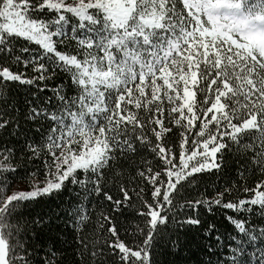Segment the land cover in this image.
<instances>
[{"label": "snow or ice", "instance_id": "6c2138e0", "mask_svg": "<svg viewBox=\"0 0 264 264\" xmlns=\"http://www.w3.org/2000/svg\"><path fill=\"white\" fill-rule=\"evenodd\" d=\"M10 83L51 95L28 109L48 124L39 140L0 142V264H58L54 242L36 240L43 217L25 210L64 191L79 201L68 215L80 264H155L165 229L201 224L198 213L178 220L185 208L264 220V0H0V101ZM14 119L0 108V130ZM226 150L245 162L241 178L260 174L239 189L248 198L233 200L230 184L188 199ZM101 198L109 207L88 236ZM125 214L131 239L117 226ZM226 220L242 238L203 264H264V224ZM215 239L209 257L224 247Z\"/></svg>", "mask_w": 264, "mask_h": 264}, {"label": "trees", "instance_id": "16d2710c", "mask_svg": "<svg viewBox=\"0 0 264 264\" xmlns=\"http://www.w3.org/2000/svg\"><path fill=\"white\" fill-rule=\"evenodd\" d=\"M51 83V82H50ZM51 92L38 90V86L19 85L10 83L8 86L7 101H0V108L5 109L9 117L15 118L14 122L6 129L0 130V142L11 145H22L26 138L35 140L40 139L41 133L48 127V124L43 121L28 120L27 113L30 106L36 104H45L46 96H50ZM54 105V101H53ZM53 105H45L51 107ZM41 125H43L41 127ZM40 128L38 132L36 129ZM245 162L232 152L225 151L223 158V166L217 172L213 170L210 173L203 174L200 177V183L196 188L190 189L185 195L188 199H198L203 194L211 199L217 191H222L224 187L232 184L236 185V190L231 193V198L235 200L239 198H248V193L239 189L247 184L249 187L255 185L260 177L259 172L253 170L246 172L244 178H241L240 172L244 171ZM131 187V185H129ZM73 191L75 188L73 187ZM113 194H116V189H112ZM134 195V194H133ZM229 199L226 194L225 200ZM77 197L70 191H64L60 195L53 194L50 197L39 199L38 202L29 205L25 210V215L29 219H37L43 217L44 224L36 225V240L38 244L46 247L51 246L54 242V251L57 252L58 264H80L79 258L76 255L78 247V236L72 225L68 211L72 204L78 203ZM96 210L93 212L91 204L89 211L92 212V224L88 226L86 235L91 236L92 228L96 223V215L109 207L108 202L102 198L95 200ZM254 211L251 214L241 212L235 213L233 210L224 209L214 206L212 211L207 207L200 205L196 209H183L177 219H183L185 215L196 216L201 221L200 225H185L183 228L169 227L165 229L170 234L169 237L159 239L153 248V260L155 264H203V262L211 258L214 262L217 259H224L228 252V246H235V241L232 237L242 238V234L231 225L227 220V216H239L241 219H250L252 224H264ZM137 221L127 214L117 217V226L120 227V235L125 237L124 229L129 224H135ZM209 225H215L211 236L205 233V229ZM131 231V229H129ZM105 235H107L105 233ZM219 235L222 238L224 247L217 250V255L209 257L211 247L217 243L215 237ZM172 241L176 242L174 247ZM211 246V247H210ZM248 252L254 251V248L261 247L258 241L255 246L245 245ZM45 254L44 248L39 252L40 256ZM259 253H257V256ZM251 261V257H249ZM259 264V260L255 261Z\"/></svg>", "mask_w": 264, "mask_h": 264}]
</instances>
